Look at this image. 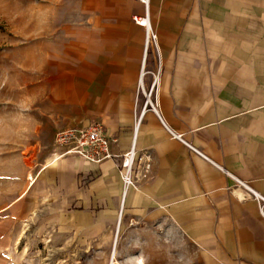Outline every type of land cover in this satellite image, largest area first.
Masks as SVG:
<instances>
[{"label":"crops","instance_id":"crops-1","mask_svg":"<svg viewBox=\"0 0 264 264\" xmlns=\"http://www.w3.org/2000/svg\"><path fill=\"white\" fill-rule=\"evenodd\" d=\"M64 1L69 40L47 56L62 57V85L35 109V139L49 136L51 154L57 131L96 122L113 157L50 160L31 186L54 210L160 227L219 264H264V218L236 184L264 197V0ZM144 17L156 40L141 79L145 28L134 18ZM154 75L144 110L139 82L147 92ZM132 148L125 190L121 156Z\"/></svg>","mask_w":264,"mask_h":264},{"label":"rangeland","instance_id":"rangeland-1","mask_svg":"<svg viewBox=\"0 0 264 264\" xmlns=\"http://www.w3.org/2000/svg\"><path fill=\"white\" fill-rule=\"evenodd\" d=\"M69 8L0 0V264H219L160 227L118 229L107 216L54 210L31 186L52 159L49 136L35 139V109L47 111L62 85V57L47 56L63 54Z\"/></svg>","mask_w":264,"mask_h":264},{"label":"built area","instance_id":"built-area-1","mask_svg":"<svg viewBox=\"0 0 264 264\" xmlns=\"http://www.w3.org/2000/svg\"><path fill=\"white\" fill-rule=\"evenodd\" d=\"M139 2L146 6L148 0H139ZM134 22L145 28L143 62L140 72V78L142 79L143 75L147 73L144 70L146 54L150 46L155 44L156 36L149 31L146 17L134 18ZM157 70L159 71V66L157 67ZM156 75H154L147 92L143 90L140 79L139 89L145 97L143 106L144 110L146 106H151V108L154 109L151 104V98L157 85ZM169 133L174 139L184 143L191 151L203 157V155H201L195 148L185 143L181 135L175 134L171 131H169ZM109 144L110 140L106 136L103 127L99 123L92 122L85 127L66 128L57 131L53 140L54 150L51 152L50 157L52 158L51 160L55 162L65 156L74 155L90 162L100 163L113 157L109 149ZM134 157L135 152L133 148L121 156L120 178L125 190L134 185L132 178ZM236 184L246 192L250 199L257 203L259 214L264 218V197L256 193L243 182L236 180Z\"/></svg>","mask_w":264,"mask_h":264},{"label":"bare ground","instance_id":"bare-ground-1","mask_svg":"<svg viewBox=\"0 0 264 264\" xmlns=\"http://www.w3.org/2000/svg\"><path fill=\"white\" fill-rule=\"evenodd\" d=\"M115 256V252L112 253V257ZM138 264H142L140 260H138Z\"/></svg>","mask_w":264,"mask_h":264}]
</instances>
